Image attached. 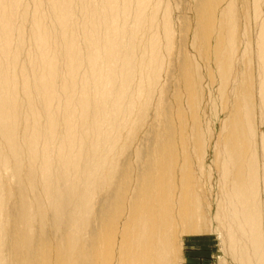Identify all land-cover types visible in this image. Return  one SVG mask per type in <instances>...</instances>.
I'll return each instance as SVG.
<instances>
[{
    "label": "bare ground",
    "instance_id": "obj_1",
    "mask_svg": "<svg viewBox=\"0 0 264 264\" xmlns=\"http://www.w3.org/2000/svg\"><path fill=\"white\" fill-rule=\"evenodd\" d=\"M171 3L0 0V264H180L214 144L263 264L264 0Z\"/></svg>",
    "mask_w": 264,
    "mask_h": 264
},
{
    "label": "rangeland",
    "instance_id": "obj_2",
    "mask_svg": "<svg viewBox=\"0 0 264 264\" xmlns=\"http://www.w3.org/2000/svg\"><path fill=\"white\" fill-rule=\"evenodd\" d=\"M171 1V4L173 5L172 7L174 8L176 0ZM262 15L264 17V10ZM178 26L179 24L176 25L177 28ZM253 28L255 30H253L254 33H257V30H259V28L255 25ZM188 50L192 55L194 54V50L191 47H189ZM255 70L257 76V65L255 66ZM203 79L205 84L204 86L206 87L205 100L206 102H210L208 104V107L204 111V115L209 120L217 122V128H219L220 121H217L215 115L218 116L220 113H222L223 102L220 99L221 97L218 95V93L214 94V97L211 101L212 96H210V92L208 91L209 87L207 85L209 83L208 70L204 69ZM213 102H215L214 106ZM222 119L223 117H221V120ZM261 131L264 132V127L261 128ZM214 148L215 144L213 145V149L210 150L205 160V177L202 178L203 182L201 183V186L203 187L201 197L202 201L204 202V212L207 216V221L205 223L206 226L203 229V232L197 234V236H185L183 238L180 264H240V262L242 264V261L240 260L238 254V246H245V248H247V251L250 253V258L253 264H259L255 259V255H253V246L250 240V235L248 234L247 236H245L241 234V231L239 230V221H234L232 219V214H230L233 205L225 199V194L223 191L224 182L222 167L216 162ZM194 167L198 173L200 166L194 162ZM227 204L229 207L227 206ZM219 207L224 209L225 217L228 216L229 219H222L221 221L217 219L216 213ZM262 229L264 235V221H262ZM215 233H218V238L217 236H215ZM232 233L234 236L235 234L237 236L234 237V239H236L235 243L238 244L237 246H235V248H232L233 241L230 235Z\"/></svg>",
    "mask_w": 264,
    "mask_h": 264
}]
</instances>
